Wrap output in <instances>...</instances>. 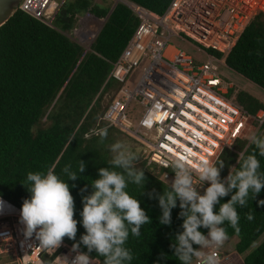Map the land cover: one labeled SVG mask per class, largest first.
Returning a JSON list of instances; mask_svg holds the SVG:
<instances>
[{
    "label": "trees",
    "instance_id": "16d2710c",
    "mask_svg": "<svg viewBox=\"0 0 264 264\" xmlns=\"http://www.w3.org/2000/svg\"><path fill=\"white\" fill-rule=\"evenodd\" d=\"M128 1L158 15H164L171 2ZM111 6L110 0H66L53 26L18 9L0 27V196L22 209L23 201L31 195L22 183L29 172L46 174L54 167L56 174L67 180L63 169L70 167L78 174L75 181L67 180L74 197V219L78 223L75 240L65 237L63 241L71 245L79 243L86 232L80 222L82 197L93 191L91 182L98 178V170L111 167L110 146L123 142L126 136L103 116L122 86L118 80L108 78L111 64L121 55L139 20L123 3H117L110 13ZM86 11L96 17L110 15L91 50L84 53V48L68 35L78 17ZM226 64L264 90V12L250 19L227 56ZM236 100L250 113L264 108L262 101L244 90L238 91ZM103 128H107L108 134L101 140L97 133ZM244 146V142H238L233 150L222 153L218 159L224 161L222 179L229 175L232 167H239L237 151H242ZM254 151H257L255 145L250 144L244 154ZM136 153L139 156L137 167L144 169L146 182L144 189L129 183L127 191L140 200L151 223L142 226L139 237L130 235L126 243L134 257L131 264H180L171 247L175 236L183 231L179 201L172 210L171 225H161L162 210L155 197L168 185L160 175L150 171L156 165H149L140 152ZM257 156L264 172V157H260L258 151ZM81 161L85 163V170L78 173ZM149 193L153 198H149ZM231 195L221 198V203L227 202ZM262 199L264 189L253 201L249 198L247 207H238L239 231L227 223L224 225L228 238L238 237L235 245L238 254L246 253L264 233V205L258 204ZM249 213L254 216L251 221L247 219ZM200 230L207 234V229ZM79 250L88 252L83 244ZM88 254L103 264L104 258L95 251ZM53 257L44 256V264H50ZM242 261L243 264H264V240L247 252Z\"/></svg>",
    "mask_w": 264,
    "mask_h": 264
},
{
    "label": "built area",
    "instance_id": "2783aa9c",
    "mask_svg": "<svg viewBox=\"0 0 264 264\" xmlns=\"http://www.w3.org/2000/svg\"><path fill=\"white\" fill-rule=\"evenodd\" d=\"M65 1L21 0L19 9L53 26ZM111 1L110 11L121 2L139 24L111 64L108 78L122 86L103 119L143 144V158L156 165L160 179L169 186L175 173L165 163L175 158L193 165L199 159L216 161L238 142L245 146L237 154L244 153L250 137L264 131V108L250 113L239 104L237 87L223 77L220 68L230 69L226 58L250 19L264 12V0H171L164 15L128 0ZM106 18L83 12L68 36L86 53ZM183 45L206 60L200 61ZM136 69L138 78L126 85ZM207 186H198V190L203 193ZM0 198L5 202L0 213V258L13 264H44V256L54 255L50 264H69L77 254L73 245L63 241L54 253L41 249L35 234L31 238L24 235L21 208ZM215 251L221 264H239L236 255L221 257ZM90 257L91 264H101ZM194 264H200L199 260Z\"/></svg>",
    "mask_w": 264,
    "mask_h": 264
},
{
    "label": "clouds",
    "instance_id": "9594fccd",
    "mask_svg": "<svg viewBox=\"0 0 264 264\" xmlns=\"http://www.w3.org/2000/svg\"><path fill=\"white\" fill-rule=\"evenodd\" d=\"M97 134L103 140L108 130L103 128ZM250 142L255 145L258 155L264 157V137L254 134ZM110 151L113 154L111 167L98 170V178L91 182L93 191L82 197L80 222L86 232L79 243L73 244L72 251L77 254L69 264H91L88 253L93 251L104 258L103 264H131L134 257L126 243L130 235L139 237L142 226L151 223L140 200L127 191L129 183L144 189L146 177L144 169L137 167L138 154L119 141L110 146ZM257 151L246 156L240 152L239 167H232L224 179L221 178L223 160L199 159L193 165L187 159L175 158L165 163L174 171L175 178L155 198L162 210L159 217L161 225H171V213L179 201L183 231L175 236L171 247L180 264H194V260H199L200 264H221L215 249L228 238L224 225L227 223L239 231L241 217L238 207H247L249 198L253 201L264 189V172H261ZM84 170L85 163L81 161L78 173ZM63 171L67 180L78 178L70 167ZM67 180H62L53 167L46 174L29 172L22 182L31 193L30 198L23 201L20 214L24 235L31 238L35 234L39 247L49 253H54L65 237L76 238L78 221L74 219V197ZM205 183L208 186L201 193L198 186L203 188ZM229 193H232L231 198L221 203V198ZM149 198H153L151 193ZM258 204L264 205V199ZM4 205L0 198V213ZM247 219L253 220V214L249 213ZM201 228L207 229V234ZM80 244L87 248V253L77 251ZM205 249L212 251L206 252Z\"/></svg>",
    "mask_w": 264,
    "mask_h": 264
},
{
    "label": "rangeland",
    "instance_id": "374dc122",
    "mask_svg": "<svg viewBox=\"0 0 264 264\" xmlns=\"http://www.w3.org/2000/svg\"><path fill=\"white\" fill-rule=\"evenodd\" d=\"M56 1H60V0H56ZM98 1H101V0H96V2H98ZM111 3H112V1H111ZM184 47L187 49V51L190 54H193L200 61L206 60L205 56H202L199 53H197L195 50H192L191 47H189V46H184ZM220 71H221V74L223 75V77L225 79H227L228 81L235 84V87H237L238 91L244 90V91L250 93L251 95L255 96L256 98H258L260 101H262L264 103V91H262V89H260L258 86H256L252 82L244 79L239 74H237L236 72H234L231 69H228L226 67H221ZM138 73H139L138 69L134 70L132 72V74L129 76L128 82L126 83V85H131L138 78ZM259 136L263 137V133H260ZM123 143L129 145L132 151L140 152L143 155V151H144L143 144L140 143L139 141H137L132 135L126 134V136L123 139ZM150 171L154 175H157V176H159V174H160V170L156 167L155 168L152 167ZM237 240H238L237 236H233L232 238H227L225 240L224 244L215 250L219 251L221 257H225L227 255H236L237 259L239 260V264H242L243 263L242 260H243L244 256L246 255V253L251 251L252 249L256 248V246L259 245V243H261L264 240V233L249 248V250H247V252L244 254H238L237 253V251L235 249V245H236ZM208 250H210V249H205L204 251H208ZM0 264H13V263H9L5 259L0 258Z\"/></svg>",
    "mask_w": 264,
    "mask_h": 264
},
{
    "label": "water",
    "instance_id": "95a60500",
    "mask_svg": "<svg viewBox=\"0 0 264 264\" xmlns=\"http://www.w3.org/2000/svg\"><path fill=\"white\" fill-rule=\"evenodd\" d=\"M20 2L21 0H0V27L3 26L16 13Z\"/></svg>",
    "mask_w": 264,
    "mask_h": 264
},
{
    "label": "crops",
    "instance_id": "0c3cea01",
    "mask_svg": "<svg viewBox=\"0 0 264 264\" xmlns=\"http://www.w3.org/2000/svg\"><path fill=\"white\" fill-rule=\"evenodd\" d=\"M241 76V75H240ZM242 77V76H241ZM262 91H264V90H262Z\"/></svg>",
    "mask_w": 264,
    "mask_h": 264
}]
</instances>
